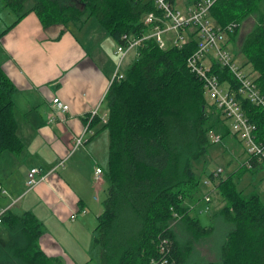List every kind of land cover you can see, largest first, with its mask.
Listing matches in <instances>:
<instances>
[{
  "label": "trees",
  "instance_id": "16d2710c",
  "mask_svg": "<svg viewBox=\"0 0 264 264\" xmlns=\"http://www.w3.org/2000/svg\"><path fill=\"white\" fill-rule=\"evenodd\" d=\"M29 1L32 4L27 7ZM4 2L17 19L2 35L34 12L44 28L80 27L95 18L119 44L126 42L124 35L150 33L144 19L156 12L154 3L147 0ZM211 16L222 27L237 24L230 36L234 43L246 20L257 21L240 54L246 58L243 65L252 66L258 74L255 82L264 95V0H217ZM196 46L193 40L183 49L163 50L155 39L145 40L138 58L125 66L124 79L115 80L109 88L108 123L103 125L99 117L90 123L92 129L101 125V131L110 135L106 170L110 186L96 227L100 264H150L158 257L160 241L166 238L171 264H186L191 252L185 255L184 249L194 247V241L179 243L171 227L176 214L182 217L179 222L187 223L192 238L213 235L215 228L203 226L199 215L191 216L192 207L203 200L202 177L193 162L207 154L211 132L220 133L222 138L231 132L222 112L208 102L203 83L186 66ZM212 71L221 82L237 89L227 68L214 64ZM15 90L0 68V158L6 152L20 155L24 149L14 115ZM241 101L263 139L264 110L246 99ZM234 176L220 179L222 207L217 217L220 214L228 227L218 260L206 264H264V201L259 194L245 197ZM208 177L216 178L214 173ZM2 219L0 264H64L42 250L44 226L34 213L12 207L5 210Z\"/></svg>",
  "mask_w": 264,
  "mask_h": 264
},
{
  "label": "crops",
  "instance_id": "0c3cea01",
  "mask_svg": "<svg viewBox=\"0 0 264 264\" xmlns=\"http://www.w3.org/2000/svg\"><path fill=\"white\" fill-rule=\"evenodd\" d=\"M90 22L80 27L44 28L31 12L5 35L0 31V68L16 89L14 115L24 144L20 155L6 152L0 158V211L16 207L34 213L44 226L42 250L65 264H82L81 256L68 242V233L73 228H88L93 207L104 202L110 186L106 175L110 135L101 131V125L92 129L93 138L86 136L83 148L67 158L72 136L84 133L94 111L108 112L106 95L118 60L116 41L103 32L98 21L95 25ZM76 28L83 31L84 39L78 37ZM135 54L127 56L126 66ZM245 70L253 78L258 75L250 66ZM54 98L67 103L70 111L64 122L58 119L50 124ZM33 168L41 170L39 179L49 176L32 189L27 177ZM97 168L103 170L99 183ZM263 168L264 163L250 171ZM102 207L95 210L96 218ZM72 213L78 214L74 221Z\"/></svg>",
  "mask_w": 264,
  "mask_h": 264
},
{
  "label": "built area",
  "instance_id": "2783aa9c",
  "mask_svg": "<svg viewBox=\"0 0 264 264\" xmlns=\"http://www.w3.org/2000/svg\"><path fill=\"white\" fill-rule=\"evenodd\" d=\"M154 3L156 12L147 14L144 19L146 26L151 27L150 33H145L140 37H131L124 35L126 40L124 44L117 43L116 55L118 56L116 70L111 84L115 80L124 79L125 59L133 49L139 55L140 45L147 39L153 38L157 41L161 49L169 48L183 49L193 40H196L197 46L187 59L186 66L200 82L203 83L205 95L210 104L215 105L223 114V118L230 123V131L239 138L248 158L246 168L253 170L259 164L264 162V138H259L256 124L252 123L246 116L241 99L248 100L252 105L264 110V95L255 82V78L248 74L243 66L228 48L230 36L237 28V24L231 23L222 27L212 21L210 11L217 0H147ZM219 64L227 68L234 76L237 83V89H234L228 83L221 82L220 78L213 73L212 67ZM52 115L49 117V123H55L58 119L65 121V115L70 111V106L60 98L52 100ZM93 117H99L103 125L108 123V112L99 114L98 109L93 113ZM95 132L90 124H87L82 135L72 136L71 150L67 156L69 158L74 153L83 148L88 141L86 136H93ZM215 144L221 143L222 136L214 132L210 133V139ZM64 162H62L63 164ZM61 164V165H62ZM103 171L96 169V181H100ZM222 170H218V174ZM39 168H33L29 171L27 185L29 188H35L41 180L46 179L49 174L41 176ZM206 211L211 210L212 197L207 194ZM195 206L192 207L191 212ZM5 210L0 211V227L3 223V214ZM202 210L200 211V213ZM77 218V213H72L71 220ZM181 216L176 214L171 227L181 220ZM170 241L162 239L159 243L158 257L152 259L150 264H171Z\"/></svg>",
  "mask_w": 264,
  "mask_h": 264
},
{
  "label": "rangeland",
  "instance_id": "374dc122",
  "mask_svg": "<svg viewBox=\"0 0 264 264\" xmlns=\"http://www.w3.org/2000/svg\"><path fill=\"white\" fill-rule=\"evenodd\" d=\"M31 4L32 2L29 1L27 3V7H30ZM210 18L212 19V21L217 23L216 20H214V18L211 16V11ZM16 19L17 15L6 8L4 0H0V31H3L11 26ZM91 20L92 22H90V25H95V22H97V20L95 18H92ZM256 22L257 21L254 18H249L248 20H246L240 27V34L235 40V43L231 39L228 43L229 50L235 57H237L238 61L242 65L243 62L246 61V58L245 56L240 54V49L245 37L255 27ZM79 25L80 24L76 26ZM103 32L108 36V33L106 31L103 30ZM76 33L80 39L85 38L83 31H81L80 29H77ZM109 38L111 37L109 36ZM114 48L115 44H112L111 50H113ZM136 52L137 50L133 49L130 53L132 54ZM136 58H138L137 54H135L132 59H130L129 64ZM115 61H117V59H115ZM126 64H124L122 67L124 68ZM250 67L252 68V66ZM253 72L256 73L254 70ZM249 74L251 75L252 73ZM227 125L228 127H230L229 122H227ZM105 134L109 133H107L106 131ZM210 141L212 144L209 147L207 154L201 157L199 160L194 161L193 166L199 177H202L201 192L203 197L207 194H210L214 200H212L211 210L208 212L205 209L207 206L206 202L204 200H201L195 205L196 208H194L191 212V216L197 217L199 215L201 224L203 226L209 228L212 227L215 229L213 231V235L208 237H198L196 239L192 238V236L190 235L191 233L186 226L187 223H182L183 221H181L172 226V230L175 231L179 243L181 242L186 245L188 244V241H194V247H185V245L182 246L185 247V255L191 252V257L186 264H206L208 262H215L218 260L219 252L228 227L226 222L221 218L220 214L218 215L219 218L217 217V214L222 207V199L218 192L220 179H226L228 176L234 174V181L236 182L238 189L243 193L245 197H250L253 194H259L264 201V168L258 172L246 169V161L249 156L246 153V149L244 148L243 144H241L237 137H235L231 132V134L226 135L222 139L221 143L214 144L212 138L210 139ZM220 169L222 170V173L218 174V170ZM59 172L62 171L59 170ZM213 173L216 176L214 181L208 177V175ZM101 197L103 198V196ZM102 205L103 202L98 203L93 207L92 221L89 224L88 228H73V230L68 233V242L71 243L73 249H76L78 255L81 256L80 263L82 264H100V252L96 242L97 215L95 210L98 207H102ZM201 210L202 212L200 213ZM63 249L64 251H66L64 247ZM84 258H86V260ZM62 261L65 264L64 260ZM71 263L75 264L73 262H70L69 264ZM76 263L79 264V262Z\"/></svg>",
  "mask_w": 264,
  "mask_h": 264
},
{
  "label": "bare ground",
  "instance_id": "6f19581e",
  "mask_svg": "<svg viewBox=\"0 0 264 264\" xmlns=\"http://www.w3.org/2000/svg\"><path fill=\"white\" fill-rule=\"evenodd\" d=\"M218 134H220V133H218ZM222 136V135H221ZM264 163V162H263ZM262 164V163H261ZM261 164H259V165H261ZM207 195H205L204 197H203V200L205 199V197H206ZM158 248H159V246H158Z\"/></svg>",
  "mask_w": 264,
  "mask_h": 264
}]
</instances>
